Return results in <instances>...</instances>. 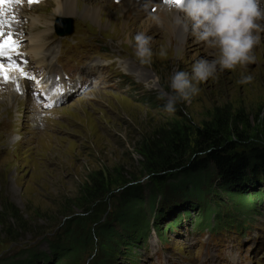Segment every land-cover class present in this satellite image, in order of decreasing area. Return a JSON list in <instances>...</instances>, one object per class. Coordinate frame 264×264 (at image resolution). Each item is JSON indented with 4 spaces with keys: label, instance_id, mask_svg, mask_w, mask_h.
I'll use <instances>...</instances> for the list:
<instances>
[{
    "label": "rangeland",
    "instance_id": "374dc122",
    "mask_svg": "<svg viewBox=\"0 0 264 264\" xmlns=\"http://www.w3.org/2000/svg\"><path fill=\"white\" fill-rule=\"evenodd\" d=\"M146 1L151 6L146 15L135 16L130 10L123 14V7L109 0V14L100 23L57 15L46 0H37L34 12L21 0L8 1L17 7L4 10L10 23L0 30L19 43L21 55L15 57L28 61L17 59L16 66H9L1 59L18 72L9 82L19 84L14 87L0 77L8 89H0V264H28L34 253L47 257L42 259L47 264L57 263L50 242L64 236L68 220L75 217L83 218L87 230L96 229L89 249L69 264H96L104 258L105 240L98 229L108 223L126 238L109 251V264H206L218 257H223L222 264H264V173L256 177L252 172L236 185L259 194L252 210L232 201L219 188L220 180H213L209 200L217 213L208 222L210 229L200 228L195 225L197 211L186 213L195 200L189 197L190 187L171 193L170 184L182 181L157 179L154 151L163 132L185 127L194 142L196 128L216 122L218 115L232 141L240 140L236 126L243 131L238 150L264 147V33L253 50L254 63L218 72L198 85L190 103H178L169 115L158 94H171V74L191 73L194 63L212 57L186 29L187 38H177L184 29L172 17L170 5ZM68 18L72 30L63 34ZM139 32L152 38L149 65L140 64L135 55L132 38ZM34 37L46 52L53 49L41 64L31 50ZM161 46L167 49L166 58L155 54ZM49 71L52 76L46 79ZM242 74L252 80L239 84ZM47 91L61 99L51 104L44 96ZM131 184L142 188L149 206L157 194L155 210L144 212L150 234L135 243L136 230L117 218L122 192ZM230 218L233 222L224 223Z\"/></svg>",
    "mask_w": 264,
    "mask_h": 264
},
{
    "label": "trees",
    "instance_id": "16d2710c",
    "mask_svg": "<svg viewBox=\"0 0 264 264\" xmlns=\"http://www.w3.org/2000/svg\"><path fill=\"white\" fill-rule=\"evenodd\" d=\"M223 120L218 115L216 122H205L201 127H197L194 142L191 141V131L185 127H174L159 135L158 145L154 150L158 169L161 170L156 174L157 179L159 181L160 179L182 181V185L176 184V182L170 184L171 193H176L179 186L184 188V191L188 186L190 187L189 197L194 196L195 200L190 202V205H193L186 213L191 216L190 211L191 213L197 211L198 217L195 218V225L200 228L206 226L211 228L208 222L217 213L215 208L211 207L212 200H209L212 190L209 185H212L213 180H220L219 188L231 195L232 201L239 202L241 206L252 210L253 198H258L256 195L259 196V194L246 193L247 189L236 185L246 181L252 172L256 177L260 172L264 173V147L238 150L240 140L245 135L239 126H236L235 130L240 140L232 141ZM239 120L241 121V119ZM156 199L157 194L154 191L153 196L149 199L150 206L147 205V198L142 197V188L138 184H131L122 192L121 212L117 218L122 220L124 226L133 227V230H136L137 233L132 237L133 243L141 241L150 234L148 215L146 217L144 212L146 209L155 210ZM143 214L144 216H142ZM100 220L101 218L96 216L95 224H99ZM232 220L233 218H230L224 223H231ZM68 221L64 236L50 242V250L57 257L55 264H69L68 260L80 256L89 249L94 241L96 228L89 227L87 230V225L82 217L71 218ZM156 225L158 226V224ZM238 225L243 229L239 223ZM98 233L104 238L106 247H102L101 250L104 258L98 259L96 264H109L107 259L111 256L109 251L116 250L117 243L123 242L122 237L124 240L126 238L109 223L101 224ZM115 238L117 240L114 241ZM41 255L34 253L28 264H37L38 262L41 264L42 261L45 263V260L42 259H47V257Z\"/></svg>",
    "mask_w": 264,
    "mask_h": 264
},
{
    "label": "clouds",
    "instance_id": "9594fccd",
    "mask_svg": "<svg viewBox=\"0 0 264 264\" xmlns=\"http://www.w3.org/2000/svg\"><path fill=\"white\" fill-rule=\"evenodd\" d=\"M176 6L182 13L178 23L209 50L212 58L198 60L191 73L175 70L171 74V94H158V99L165 101L163 111L169 115L175 114L178 103H190L199 92L198 85L214 79L218 72L245 69L254 63L253 50L264 33V0H181ZM151 39L143 32L132 38L135 55L142 65L152 62ZM155 54L166 58L168 52L161 46ZM251 80V75L242 74L237 82L247 84Z\"/></svg>",
    "mask_w": 264,
    "mask_h": 264
},
{
    "label": "bare ground",
    "instance_id": "6f19581e",
    "mask_svg": "<svg viewBox=\"0 0 264 264\" xmlns=\"http://www.w3.org/2000/svg\"><path fill=\"white\" fill-rule=\"evenodd\" d=\"M8 1L9 0H7L3 4H0V21H2V23H3L2 24V27L5 26V25H7L8 23H10L9 20H7V17L9 18V14L10 13L9 14L8 13H5L4 10H10V11H12V10H15V8L17 7L15 5H13V4H10ZM21 1H22V4H23L24 7H28L29 8V5H31L30 6V10L32 12H34L33 9L36 7V4L35 3H31L30 4V3H28V0H21ZM46 1H48L49 3L51 2V4L53 3V5L55 6L54 7L55 14H57V15H63L65 17L66 16H81V17L90 18L92 21L100 23V20H101L102 16L105 17V16H108V14H109L106 11V8L109 7V0H96L94 3H93V0H89V1H87V0H46ZM48 2H46V4ZM111 2L113 4L114 3H118V6H122L123 7V9H122L123 14H124L125 11L130 10L135 16L137 15L136 13H140V15L145 16L146 15V9H150L151 8V6H149L147 4V1L146 0H119L118 2L111 0ZM163 3H165L164 0H163ZM166 5H170L171 6V8H172V10H171V13L172 14L171 15H172V17L175 20L178 21L179 18H180V15H179L180 10L178 9V7L175 4H166ZM32 6H34V7L31 8ZM6 12H8V11H6ZM38 15H40V14L38 13ZM140 15H139V17H140ZM40 17H42V15H40ZM11 18H13V17L11 16ZM32 18H33L32 19V23L33 22H34V24L37 23L38 20L36 18H34V16ZM69 19L70 18H68V20ZM143 19L144 18L139 19L136 22L141 23L143 21ZM40 20L42 21L41 18H40ZM110 22H111V20H110ZM114 23L116 24L118 22L116 21ZM122 25L123 26H126L125 24H123V22H122ZM156 25H157V23L155 24V27H156ZM162 26H163V24H162ZM126 27L129 28L130 26L128 25ZM58 28H60V27H58ZM3 29H5V28H3ZM183 29L184 30H182V31H184V32L181 35H179V36L177 35V38L180 41L181 40L183 41L184 39L187 38V36L185 35V26L184 25H183ZM10 30L11 29L6 30V31L8 32ZM126 33L128 35H132L133 31H131L130 33L128 31ZM170 33L173 34L172 32H170ZM9 37H10L11 40L16 41V38L15 37L6 36V35L4 36L3 39L4 40H7ZM49 37H50L49 35L44 36V38H49ZM37 40L38 39L35 38V37L32 38L33 45L31 46V50H32L33 56L37 60V63L38 64H41L43 61L46 60L47 56L51 54V52L53 51V49L50 48L49 51L46 52L45 51V48H44V44H42L41 41H37ZM12 54L13 55H16V52H11L10 55H12ZM0 65H3V69H2V71H0V77H2L3 79L7 80L6 84L14 85V87L17 86L19 84V82L16 83L15 80H13L11 82H9V81H10V77L11 78H15V74H17L18 72L15 71L12 67H7L1 61V59H0ZM48 66H52V64L51 65H48ZM4 88L6 90H8L4 84L0 83V89H3L4 90Z\"/></svg>",
    "mask_w": 264,
    "mask_h": 264
},
{
    "label": "snow or ice",
    "instance_id": "6c2138e0",
    "mask_svg": "<svg viewBox=\"0 0 264 264\" xmlns=\"http://www.w3.org/2000/svg\"><path fill=\"white\" fill-rule=\"evenodd\" d=\"M6 0H0V4L5 3ZM19 2V0H16ZM37 0H28V3H36ZM166 4H176L178 5L181 0H164ZM0 28H2V21H0ZM5 33L0 30V57H9L11 52H16L17 55H20L18 52L19 43L17 41H13L10 37L7 40H4ZM3 65H0V71H2ZM51 106V105H50Z\"/></svg>",
    "mask_w": 264,
    "mask_h": 264
},
{
    "label": "water",
    "instance_id": "95a60500",
    "mask_svg": "<svg viewBox=\"0 0 264 264\" xmlns=\"http://www.w3.org/2000/svg\"><path fill=\"white\" fill-rule=\"evenodd\" d=\"M59 27V26H58ZM64 31H63V34L65 33H69L71 30H72V21L71 20H68L66 23H64Z\"/></svg>",
    "mask_w": 264,
    "mask_h": 264
}]
</instances>
